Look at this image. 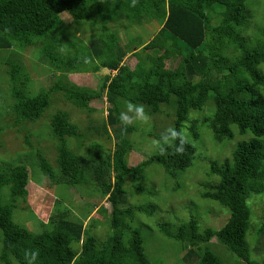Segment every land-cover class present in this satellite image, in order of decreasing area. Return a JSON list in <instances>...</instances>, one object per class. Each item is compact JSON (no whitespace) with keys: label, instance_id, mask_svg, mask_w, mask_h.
Here are the masks:
<instances>
[{"label":"trees","instance_id":"16d2710c","mask_svg":"<svg viewBox=\"0 0 264 264\" xmlns=\"http://www.w3.org/2000/svg\"><path fill=\"white\" fill-rule=\"evenodd\" d=\"M64 14L79 27H69ZM122 22L130 27L156 22L159 30L147 42L131 38L123 45L113 27ZM88 30L85 40L81 35ZM25 51L46 61L47 72L56 78L51 86L36 88L34 67L20 53ZM131 53L138 59L134 68L125 63ZM0 54L10 55L4 62L16 122L35 125L50 112L40 131L29 134L51 140L57 153L54 166L26 138L29 150L19 152L18 162H0V264H167L162 255L154 261L147 254L134 219L145 225L144 218L160 211L152 202L161 195L157 172L185 191L181 178L195 164L200 198H194L184 219L160 223L159 231L178 244L173 253H185L176 264H225L224 249L239 263L264 264V253L260 260L252 258L247 239L257 227L249 199L264 194V0H0ZM170 59L175 68L166 67ZM105 68L110 72L96 89L69 79ZM58 93L81 111H93L91 103L106 98V119L83 129L70 111L49 110ZM129 104L154 118L168 115L171 122L163 132L155 123L125 124L120 116ZM4 110L0 104V117ZM137 133L154 136L155 148L131 165L128 155ZM204 134L224 145L237 134L243 139L230 157L218 160L204 156ZM202 159L208 164L200 165ZM30 165L40 185L47 176L66 187V197L85 185L83 196L106 197L111 211L100 205L102 221L90 217L95 203L76 211L72 200L71 208L62 200L38 231L15 222L16 211L26 209ZM149 167L156 169L151 177ZM214 210L227 214L225 223L204 226ZM261 221L264 239V214ZM106 224V235L94 233L95 225Z\"/></svg>","mask_w":264,"mask_h":264},{"label":"rangeland","instance_id":"374dc122","mask_svg":"<svg viewBox=\"0 0 264 264\" xmlns=\"http://www.w3.org/2000/svg\"><path fill=\"white\" fill-rule=\"evenodd\" d=\"M62 17L69 27L74 29L79 27L76 22H74V20L70 16H68V14L62 15ZM113 27L118 31L121 44L123 45L129 44L131 38H138L142 42H147L159 30L158 24L156 22L143 23L142 25H133L131 27L128 26L127 22H122L120 24H114ZM84 33L85 34L81 36L83 37V39L87 40L91 34L89 30ZM78 34L80 35V32ZM20 53L24 55V62L34 67L33 82L35 83L36 88L38 89L51 86L56 78L49 71L47 72L46 61L42 59L39 60L38 57L32 52L25 51ZM9 56V54H0V104L2 105V109H5L2 117H0V162L4 159L18 162L19 152H28L29 150V146L26 143V138H28L33 142L34 146L41 150L50 160V162L54 166H56L57 163L55 160L57 158V153L53 142L48 138L39 140L34 135L31 136L29 134L31 130L34 132L40 131L42 125L49 120L50 112H48L43 118L35 122L36 124L34 125V123H17V116L10 111L13 99L9 94V64L7 62H4V60ZM137 62L138 59L132 53L125 58V63L128 64L131 68H134ZM176 66L177 62H171V59L166 62L167 68H175ZM109 72L110 71L105 68L95 74L73 73L69 75V79L78 85L96 89L100 84L101 78ZM61 95L62 93L57 94L58 100L56 101L53 99L52 109L50 108L49 110L54 112L56 109L62 108L70 111L73 121L77 122L83 129L90 124H102L106 119L109 107V103L106 98H104V100L93 101L91 103L93 111H81L78 108L73 107V105L69 104L68 101H66ZM126 114L130 117L132 121L131 124H133L135 121H139L140 126L143 128H145L148 123H155L158 132H163L162 128L168 126L171 122V117L165 114H159L156 116V118H154V116H149L143 113L145 117L143 119L138 117L135 111L128 110ZM27 134L30 137H27ZM140 134L141 133H137V136L135 137L134 149L128 155V160L131 165H137L141 161L145 160L152 154V151L155 148L154 136L142 138ZM242 139L243 137L237 134L232 142L224 145L225 142L221 144L215 143L208 134H204L202 136V139L200 140V143L203 144L202 152H205L204 156L210 155L209 157H212V159L223 160L226 157L231 156L235 145ZM102 140L105 141L108 147L113 146V142H111L109 139L102 137ZM137 142H139L138 144L141 145L138 146ZM198 162L200 163V165L202 163V166L208 164L205 159H202L201 161L199 160ZM197 167V164H195L193 167L187 169L185 171V174L186 172L191 170L192 172L187 177L183 176L181 178V181L186 186L185 191L183 188L175 187V182L176 184L178 183L176 180L175 182H173L163 173L157 172L158 175H156V177H158L159 180L158 178H155L157 181L156 185H158L157 189L161 191V195L152 198V202L159 204L160 211L157 212V215L155 217L152 216L147 219L144 218L146 222L145 225H137V218L134 219V225L141 229L143 238L145 240L146 252L152 260H154V257L157 258L158 256L162 255L163 257L161 259H164L165 263L176 264L179 262V258L185 255L184 252L179 253L176 251V253H173V251L177 249L178 244L170 241V239L167 238V236H165L161 231H159V229L160 223H163L164 221H173V219L179 221V219H184V217L188 216V208L194 207V198L195 200L200 198L198 196L199 179L196 173L197 170H195L197 169ZM29 168L32 180L27 186L29 194L27 203L24 204L26 209H21L20 213L16 211L14 216L15 222L21 225H25L31 230L38 231L42 229L41 221L47 222L51 213L57 207L58 203L62 200H64V203L70 208L71 203L69 201L72 200V207L75 208L76 211H79V209L81 208L86 211L92 205V203H95L97 207L92 211L90 217L102 221L105 220V215L100 211V205L102 204L105 207H108V211H111L110 202L106 197L101 198L98 195H95L92 198L84 197L83 193H85V185L83 186L82 190L71 189V193H69V196L66 197V195H68L66 187L58 185L56 183L52 184L47 176H45L43 180V185H40V183L36 180L37 177H35V172L31 165L29 166ZM149 170L151 177L155 174L156 169H154L153 167H149ZM61 193L65 194V196ZM182 195L184 197H181ZM70 197L72 199H69ZM179 197L181 200L179 199ZM143 198L146 199L144 195ZM129 200L134 202L140 201L141 199L129 198ZM87 201L90 202L87 204ZM182 201L188 204H183L181 203ZM84 204L85 206H81ZM249 204L252 208V223L257 227H254L253 231H250L248 233L247 239L249 244L251 245L250 248L252 258L260 260L262 254L264 253V239H260L259 231V227L261 226L260 224L262 222L261 219L264 214V194H253L249 199ZM73 213L77 214L76 212ZM150 214L145 213V215ZM33 215L35 216L32 217ZM143 217L144 216L140 218ZM226 217L227 214H219L214 210L209 214L208 220L204 222V226H213L215 228H219L225 223V220L227 219ZM91 220L92 219L90 218L87 219L86 224H89ZM108 229L109 227L107 224L104 227L95 225L93 231L96 235L102 236V234H107ZM212 241L215 242V239H213ZM260 244L263 247H260ZM224 251L226 253L225 264H244L239 263L235 253L230 252L227 249H224Z\"/></svg>","mask_w":264,"mask_h":264},{"label":"clouds","instance_id":"9594fccd","mask_svg":"<svg viewBox=\"0 0 264 264\" xmlns=\"http://www.w3.org/2000/svg\"><path fill=\"white\" fill-rule=\"evenodd\" d=\"M128 109H129V111H132L133 110V105L129 104L128 105ZM135 112H136L138 117H140L142 119L145 118L144 115H143L144 110H143L142 106L135 107ZM120 119L125 124H129V123L132 122L130 117L126 113H123V112L121 113ZM173 135H175V133H173ZM181 150H182V148L177 149V151H181ZM35 257H36V253H33L32 254V259L34 260Z\"/></svg>","mask_w":264,"mask_h":264}]
</instances>
